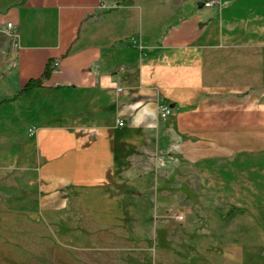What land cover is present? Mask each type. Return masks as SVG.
I'll list each match as a JSON object with an SVG mask.
<instances>
[{"label":"crops","instance_id":"1","mask_svg":"<svg viewBox=\"0 0 264 264\" xmlns=\"http://www.w3.org/2000/svg\"><path fill=\"white\" fill-rule=\"evenodd\" d=\"M207 1L0 0V166L104 195L99 218L176 185L197 233L235 219L238 264H264V0Z\"/></svg>","mask_w":264,"mask_h":264},{"label":"rangeland","instance_id":"2","mask_svg":"<svg viewBox=\"0 0 264 264\" xmlns=\"http://www.w3.org/2000/svg\"><path fill=\"white\" fill-rule=\"evenodd\" d=\"M148 175L168 177L163 170ZM177 176V174L175 175ZM32 171L0 166V264H238L243 250L229 248L235 219H217L214 234L195 231L196 218L178 209L177 187L122 186L130 201L117 217H97L107 202L83 191L38 184ZM139 190L143 193L139 195ZM153 195L151 200L150 195ZM111 203V202H110ZM125 210V211H124ZM184 215L183 221L173 218ZM121 214V216H120ZM123 214V215H122Z\"/></svg>","mask_w":264,"mask_h":264},{"label":"built area","instance_id":"3","mask_svg":"<svg viewBox=\"0 0 264 264\" xmlns=\"http://www.w3.org/2000/svg\"><path fill=\"white\" fill-rule=\"evenodd\" d=\"M207 7H214V6H221L220 0H209L205 3ZM119 91H122L121 88L118 89ZM171 107L169 105H160L159 106V115L161 118L166 119L171 114ZM119 125H123V123H119ZM173 218L177 221H183L184 215L179 213H174Z\"/></svg>","mask_w":264,"mask_h":264},{"label":"trees","instance_id":"4","mask_svg":"<svg viewBox=\"0 0 264 264\" xmlns=\"http://www.w3.org/2000/svg\"><path fill=\"white\" fill-rule=\"evenodd\" d=\"M49 74H50V69H48V70L45 72L44 77L49 76ZM36 82L38 83L39 81H35V82H33L32 84L28 83V84L26 85V87H25L24 90H28V88H29V89L32 88V87L36 84Z\"/></svg>","mask_w":264,"mask_h":264}]
</instances>
